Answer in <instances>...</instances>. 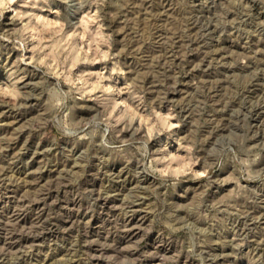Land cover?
<instances>
[{
    "label": "rangeland",
    "instance_id": "1",
    "mask_svg": "<svg viewBox=\"0 0 264 264\" xmlns=\"http://www.w3.org/2000/svg\"><path fill=\"white\" fill-rule=\"evenodd\" d=\"M50 3L59 6L58 0ZM226 3L143 0L141 8L127 10L129 18L135 17V28L125 22L128 31L117 34L114 41L115 49H128L122 57L128 69L148 73L146 99L167 96L169 103L184 107L187 120L202 116L207 121L202 134L213 122L226 120L233 108L251 110L253 131L264 128V107L258 106L264 104V77L245 80V73L251 69L238 63L243 54L260 50L256 63L264 67V28L257 30L253 22L256 17L264 19V4L249 0L250 17L234 29L225 28L218 14ZM144 9L155 15L147 17ZM10 16L5 14L0 30L12 27ZM110 23L111 30L121 26L116 19ZM18 55L12 45L0 43V79L14 71L12 64ZM153 57L159 59L153 61ZM249 64L256 66L252 60ZM25 75L26 83L42 80V73L30 67ZM47 83L43 79V84ZM174 83L176 87H172ZM197 98L205 101L199 109L195 107ZM45 99L41 94L20 111L0 104V145L7 149L0 153V165H4L0 174V245L7 241L13 250L34 245L30 250L24 248L17 264H86L89 253L98 255L99 251L95 245L85 247V241L123 243L141 238L144 254H136L140 264H159L148 254L157 249L168 253L179 250L178 264H201L200 258L184 251L187 245L180 241L186 237L178 230V223L171 232L159 223L161 214L175 209L177 202L189 201L194 206L203 204L211 213L198 220L209 230L197 248V252L203 249L205 264H248L249 258L264 254V178L243 180L244 186L238 188L234 181L239 163L225 159L213 169L211 181L186 179L175 188L160 185V195L149 196L145 189L151 192L156 185L136 170L142 162L134 153L102 152L91 144L85 148L84 142L62 136L50 123L42 122ZM94 103L75 101L74 113L87 115L89 104ZM216 130L212 128V132ZM258 139H264V134ZM77 158L80 166L74 169ZM255 167L264 168V159ZM229 171L231 178L226 175ZM137 182L142 187L131 195L144 198L133 205L125 204L122 196ZM137 228L144 230L124 231ZM19 229L31 234H21ZM192 230L196 231L195 226ZM90 264L103 262L90 260Z\"/></svg>",
    "mask_w": 264,
    "mask_h": 264
},
{
    "label": "clouds",
    "instance_id": "2",
    "mask_svg": "<svg viewBox=\"0 0 264 264\" xmlns=\"http://www.w3.org/2000/svg\"><path fill=\"white\" fill-rule=\"evenodd\" d=\"M260 2L264 4V0ZM142 3L143 0L141 3L135 0H58L59 6H53L50 0H0V21L6 13H11L12 25L0 30V43L12 45L19 53L12 64L14 71L7 78L0 79V104L12 111H20L30 107L29 102L43 94L47 108L42 122L50 123L62 136L84 142L85 148L91 144L102 152L134 153L142 162L136 170L148 183L156 185L151 192L145 189L149 196H159L160 185L175 188L186 179L211 181L213 169L225 159L239 163V175L234 181L238 188L244 186L243 180L264 178V168L255 167L264 159V139H258L264 134V128L253 131L254 126L249 123L250 109L233 108L226 120L213 122L202 134L201 129L207 126L202 116L187 120L184 107L169 103L167 96L146 99L144 85L148 73L128 69L122 59L128 49L123 46L114 48L116 35L128 31L125 22L132 23L135 19L127 16V10L141 8ZM143 11L147 17L155 15L149 9ZM230 13L235 14L231 19L228 18ZM218 14L223 17L225 28L231 26L235 29L251 15L249 0H227ZM112 19L118 20L121 26L111 30ZM216 19L214 14L213 22ZM253 22L257 30L264 28V19L256 17ZM132 27L135 28L134 23ZM217 27H220L219 23ZM259 51L243 54L238 61L239 65L251 69L245 73V80L264 77V67L256 63ZM158 59L153 57V61ZM249 60L256 66L252 67ZM98 65L102 67H94ZM29 67L42 73V80L26 83L25 72ZM43 79H47L46 85ZM38 88L40 93L36 91ZM75 101L95 103L89 104L90 110L84 115L74 113ZM204 103V100L195 99L197 109ZM258 106L264 107V104ZM212 128L217 130L212 132ZM6 150L0 145V153ZM79 166L77 158L73 168ZM3 169L4 165H0V174ZM226 175L231 178V171ZM141 187L139 182L134 184L129 193L122 196L123 202L133 204L143 199V196L134 199L131 195ZM205 213L211 214L203 204L194 206L191 201L177 202L175 209L161 214L159 220L161 227L169 232L179 224L178 230L186 237L180 241L187 245L184 251L200 258L201 264H205L203 249L197 252V248L209 230L198 220ZM9 226L15 227L11 222ZM194 226L196 231L192 230ZM18 231L31 234L30 230ZM142 244L143 238L123 243L116 240L85 241V247L95 245L99 251L98 255L89 253L86 264H90V260L103 264H140V257L136 254H144ZM32 247L34 245L24 246L29 250ZM24 248L13 250L6 241L0 245V264H17L16 258ZM148 254L159 264L165 261L178 264L182 253L157 249ZM248 264H264V254L249 258Z\"/></svg>",
    "mask_w": 264,
    "mask_h": 264
},
{
    "label": "bare ground",
    "instance_id": "3",
    "mask_svg": "<svg viewBox=\"0 0 264 264\" xmlns=\"http://www.w3.org/2000/svg\"><path fill=\"white\" fill-rule=\"evenodd\" d=\"M133 205V204H132Z\"/></svg>",
    "mask_w": 264,
    "mask_h": 264
}]
</instances>
